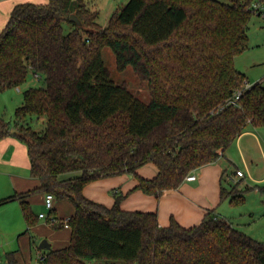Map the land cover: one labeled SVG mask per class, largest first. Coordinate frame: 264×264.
I'll return each instance as SVG.
<instances>
[{
    "label": "trees",
    "instance_id": "trees-1",
    "mask_svg": "<svg viewBox=\"0 0 264 264\" xmlns=\"http://www.w3.org/2000/svg\"><path fill=\"white\" fill-rule=\"evenodd\" d=\"M91 1L17 2L0 31V92L19 88L29 73L44 81L23 91L13 121L0 116V140L18 131L30 176L39 181L30 192L43 191L74 208L67 219L48 210L46 221L54 229L66 223L70 239L63 248L44 249L40 262L264 264V242L214 210L191 227L173 217L161 226L155 211L123 209L121 194L114 192L108 207L83 193L89 182L125 172L136 178L135 189L159 199L192 171L218 160L248 125L264 126L261 82L244 90L235 105L227 104L247 82L234 59L247 49L256 0H128L104 26ZM105 47L119 70L129 66L147 82L148 103L112 80L102 59ZM27 116L42 122L39 130ZM147 163L157 168L152 178L137 173ZM237 190L221 186L219 200L240 205L245 191ZM258 192L264 198V186ZM25 195L15 193L0 205L20 200L30 230L37 217Z\"/></svg>",
    "mask_w": 264,
    "mask_h": 264
},
{
    "label": "crops",
    "instance_id": "crops-1",
    "mask_svg": "<svg viewBox=\"0 0 264 264\" xmlns=\"http://www.w3.org/2000/svg\"><path fill=\"white\" fill-rule=\"evenodd\" d=\"M89 6L92 8L91 3ZM10 12L8 9L2 11L0 7V31L4 29ZM245 81L250 83L246 78ZM261 128L262 126L248 125L247 130L220 154L218 160L194 171L195 180H185L178 188L163 191L159 199L135 189L136 178L125 172L91 181L83 188V193L86 197L109 207L114 202L113 196L109 193L111 189L124 196L121 207L125 210L155 211L161 226L168 225L171 217L183 227L194 226L209 210H214L216 214L221 215L217 209L223 202L219 200V192L221 186L226 188L224 184L230 187L229 184L236 181L241 187L246 174L249 180H264V178L255 180L252 176L253 169L256 167L254 153L256 145L264 165V140L259 135ZM27 153L25 143L16 135H8L0 140V199L15 193L26 194L25 200L37 217V223L28 230L20 200L15 199L0 205L1 264H9L7 259L9 254L13 258V264H31L32 246L36 249V255L40 254L38 260L44 254L45 248H39L42 239L50 243L51 249L67 246L70 239L69 227L54 229L46 221L49 211L44 204L45 192L39 190L30 192L38 189L39 181L30 176ZM236 170H241L244 176L236 177ZM137 173L142 177L152 178L156 175L157 168L154 164L147 163L140 166ZM53 208L59 219H67L74 213L73 205L67 200H54ZM43 210L47 212L44 213ZM41 213L45 214L44 217H39Z\"/></svg>",
    "mask_w": 264,
    "mask_h": 264
},
{
    "label": "rangeland",
    "instance_id": "rangeland-1",
    "mask_svg": "<svg viewBox=\"0 0 264 264\" xmlns=\"http://www.w3.org/2000/svg\"><path fill=\"white\" fill-rule=\"evenodd\" d=\"M34 2V3H46L47 0H0V7L2 11L12 9L13 5L17 2ZM219 2L226 3L228 0H217ZM128 0H93L91 1L92 10H96L99 13L97 17V23L99 25H106L111 14L122 7ZM251 22L248 24L247 35H248V46L247 49L238 54L234 59V65L236 69L243 74V76L251 84L254 82H261L264 87V19L257 15L251 17ZM63 28L67 31V24H63ZM102 59L107 67L110 77L116 83H125L136 98L143 103H148L150 95L148 91L147 82L139 78V76L132 70L131 67H127L124 70H119L116 65L115 56L109 47H105L102 50ZM26 81L19 85V91L16 88H9L0 92V116L5 120H14V111L22 103L23 91L29 87H40L44 85L42 79L34 78L32 73L28 74ZM243 84V83H242ZM243 87V85H242ZM27 116V121L30 122L34 129H40V122L37 123L35 118ZM264 126L259 130L261 139L264 140ZM21 140V139H19ZM262 140V142H263ZM22 141V140H21ZM256 145V144H255ZM264 145V142H263ZM254 153L256 155V167L253 169L252 176L255 180L264 178V165L262 162L259 148L254 146ZM194 173V171H192ZM98 180V179H97ZM247 185H246V184ZM235 189L231 190L232 187L226 189L231 192L238 191L237 189H243L244 202L238 206L230 204L229 198L224 200L219 206L217 211L225 218L233 222L234 226L241 229L250 237L264 242V198L258 193V189L264 186L263 181L249 180L248 175L244 178L243 185L238 186L236 181L232 183ZM240 187V188H238ZM247 188V189H246ZM109 193L114 198L113 190H109ZM46 213V210H43ZM40 254L36 255V249L32 246V263L31 264H42L41 260H38ZM88 264H123V262L105 261L100 259H88Z\"/></svg>",
    "mask_w": 264,
    "mask_h": 264
},
{
    "label": "built area",
    "instance_id": "built-area-1",
    "mask_svg": "<svg viewBox=\"0 0 264 264\" xmlns=\"http://www.w3.org/2000/svg\"><path fill=\"white\" fill-rule=\"evenodd\" d=\"M250 9L252 10V12L259 16L260 18L264 19V0H256L254 1L252 4H251V7ZM34 75V78L36 79H42V76L39 74V73H32ZM251 83H248V82H245L243 87L241 89H238L236 91V93L230 98L227 100V104H231V105H235L237 103V100L240 98V96L242 95L243 91L246 90V89H249L251 87ZM16 90H19V88H16ZM235 176L236 177H243L244 174L242 173L241 170H236L235 171ZM196 179V176L193 172H191L190 174H188L186 177H185V180L186 181H193ZM45 199L44 200V204L46 206V208L48 210L52 209L53 208V201H54V198L51 194H46L45 195ZM45 214H40L39 217H44ZM65 227H68L66 223H64ZM40 260H41V257H40ZM1 264V262H0Z\"/></svg>",
    "mask_w": 264,
    "mask_h": 264
},
{
    "label": "water",
    "instance_id": "water-1",
    "mask_svg": "<svg viewBox=\"0 0 264 264\" xmlns=\"http://www.w3.org/2000/svg\"><path fill=\"white\" fill-rule=\"evenodd\" d=\"M69 19H70V21H73V22H75V23H77V24H80V22L78 21V19L75 17V15H71L70 17H69ZM10 134L12 135H18L19 133H18V131H16L15 129H11L10 130ZM39 248L40 249H44L45 248V250H49L50 248H51V245H50V243L46 240V239H42L41 241H40V243H39Z\"/></svg>",
    "mask_w": 264,
    "mask_h": 264
}]
</instances>
